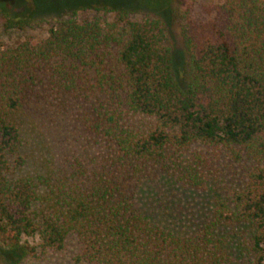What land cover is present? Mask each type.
Returning a JSON list of instances; mask_svg holds the SVG:
<instances>
[{
    "label": "trees",
    "instance_id": "obj_1",
    "mask_svg": "<svg viewBox=\"0 0 264 264\" xmlns=\"http://www.w3.org/2000/svg\"><path fill=\"white\" fill-rule=\"evenodd\" d=\"M185 20L181 58L160 20L123 8L65 11L46 37L0 44V264L70 238L76 264H264V1ZM225 161L245 181L192 231L143 211L145 184L216 189Z\"/></svg>",
    "mask_w": 264,
    "mask_h": 264
},
{
    "label": "rangeland",
    "instance_id": "obj_2",
    "mask_svg": "<svg viewBox=\"0 0 264 264\" xmlns=\"http://www.w3.org/2000/svg\"><path fill=\"white\" fill-rule=\"evenodd\" d=\"M264 1V0H263ZM222 0H0V44L15 46L19 42L30 39L36 41L48 35V29L65 11L77 8H120L131 11L132 19L153 18L162 22L167 44L174 56L183 53L182 27L186 17L193 18L204 4H216ZM23 22L20 26L17 23ZM173 72L177 74L179 59L171 55ZM182 71V68L180 69ZM31 134V136H30ZM30 137H34L30 133ZM225 174L221 182L214 188L203 192H180L170 197L168 191L160 183H147L140 190L139 201L146 215L164 226L176 227L178 231L190 232L203 219L204 214L212 206L214 196L225 195L234 188L242 186L245 181L246 168L243 164H231L225 161ZM164 199L168 209L163 214L159 202ZM30 242L33 239L27 238ZM78 246L73 238L68 239L63 250L58 252L32 254L21 259L17 264H76L73 257Z\"/></svg>",
    "mask_w": 264,
    "mask_h": 264
}]
</instances>
